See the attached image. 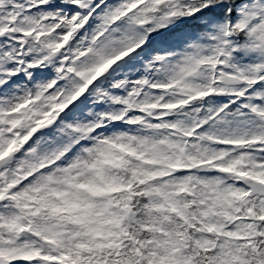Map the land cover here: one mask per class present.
Instances as JSON below:
<instances>
[{"label": "snow or ice", "instance_id": "6c2138e0", "mask_svg": "<svg viewBox=\"0 0 264 264\" xmlns=\"http://www.w3.org/2000/svg\"><path fill=\"white\" fill-rule=\"evenodd\" d=\"M0 264H264V0H0Z\"/></svg>", "mask_w": 264, "mask_h": 264}]
</instances>
